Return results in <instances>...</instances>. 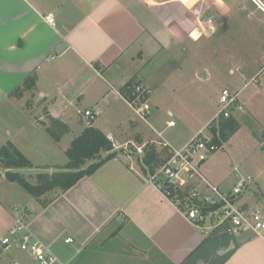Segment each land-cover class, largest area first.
Segmentation results:
<instances>
[{
    "label": "crops",
    "instance_id": "1",
    "mask_svg": "<svg viewBox=\"0 0 264 264\" xmlns=\"http://www.w3.org/2000/svg\"><path fill=\"white\" fill-rule=\"evenodd\" d=\"M176 1L0 0V103L28 96L25 110L39 101V95L44 100V112L68 127L64 114L46 105L48 98L54 106L68 103L86 106L80 111L85 126L86 109L95 111L98 119L101 107L112 106L116 97L129 106L123 89L137 81L152 90L154 79L160 77L159 71L167 68L171 55L175 57L181 50H188V39L194 41L191 32L198 25L192 18V11L196 2ZM239 1L243 2L242 10L248 19L260 14L264 24V12L251 0L232 1L231 7L226 3V13L223 12L226 19L235 4L240 10ZM50 13L54 15L52 24L45 18ZM198 22L203 25L202 18ZM261 41L264 49V37ZM249 57L251 62L264 63V57ZM257 70L243 69L239 76L242 84L231 89L238 93L243 108L232 112L240 127L224 144L237 142L244 147H248V143L251 146L255 138L249 134L252 131L256 134V131L246 125L250 122L252 125L253 121L258 123L261 157L250 162L243 172L255 178L248 196L256 198L264 211V78L251 80ZM32 74L37 76L35 90L22 97L13 96V91ZM160 83L159 86L165 85L163 80ZM148 105L151 119L150 98ZM30 115L38 129L49 135L44 115ZM95 120L93 125L113 136ZM150 125L149 122L137 125L131 137L124 141L113 137L122 143L153 142L159 147H163L165 140L172 143L164 137L168 125L160 131L151 125L160 140L150 132ZM4 132L10 137L5 143L13 142L31 160L32 147L23 136L25 130L22 136L8 127ZM191 137L173 146H183ZM50 138V143L54 142L48 144V148L37 144L35 149L39 153L53 149L55 154L59 141ZM131 160L128 154L118 153L67 191L50 194L52 201L34 217L28 208L19 216L0 200V237L16 218L24 217L29 231L53 252L60 253L67 264H184L208 235H203L146 180L140 166H131ZM50 166V170L56 171ZM235 170L239 171L240 166ZM207 177L223 190H230L236 183L224 187L227 175ZM63 230L70 232L66 238H73V242H66V239L61 242ZM231 241L235 246L223 264H264V236L241 232ZM9 258L8 264H11L13 255ZM196 264L209 263L199 259Z\"/></svg>",
    "mask_w": 264,
    "mask_h": 264
},
{
    "label": "rangeland",
    "instance_id": "2",
    "mask_svg": "<svg viewBox=\"0 0 264 264\" xmlns=\"http://www.w3.org/2000/svg\"><path fill=\"white\" fill-rule=\"evenodd\" d=\"M173 1L177 2L176 0ZM192 1L187 0L186 2L189 4ZM232 1L238 0H194L196 4L193 8L194 11H192V18L198 25L196 30L191 32L194 41L188 39L186 41L188 50L184 52L181 50L175 57L171 55L170 62L165 66L167 68L159 71L160 77L153 81L150 95L153 117L149 119V115L148 120L157 131L168 125L169 121H175V125L169 126L164 132V137L171 141L172 145L183 139L185 141L201 129H204L205 134L211 135L206 126L208 121L212 120L221 109L219 100L222 90L224 88L235 90L242 84L239 76L243 69L256 70L258 68L259 70L262 65L251 62L249 57L252 55L264 57V49L260 45L264 37L262 15L259 14V17L248 19L242 10L243 2L239 1L240 10L238 4H235L234 8L229 10L232 13L226 19L224 14L226 13V3L231 7ZM251 6L249 5V7ZM211 10H214V13ZM218 10L222 15L215 13ZM200 18L203 20V25L198 22ZM161 80L165 82L164 86H159ZM29 98L28 96L22 99L10 98L8 101L0 103V147L10 138L4 132L5 128L8 127L19 136H22L25 130L23 136L27 138V144L32 147L30 158L33 167L18 171L24 174L29 181L35 183L37 173L54 172L50 170V165L56 171L57 169L62 170L63 166L60 165L67 163L66 150L72 139L85 127V123L81 121L82 114L80 111L86 106H81L78 103L54 106L51 99L48 98L47 101L49 102L46 105L55 112L61 111L70 126L62 134L58 143V151L55 154L53 149L39 153L38 149H35L37 144L48 148V144H52L54 141L50 143V136L38 129L30 114L44 115L43 120H45L46 129L51 126V117L44 112V100L39 95L37 96L39 101H36L35 105L30 106L29 109L27 108L28 110H24L23 107L26 106ZM101 109L102 114L100 118L95 120V123H100L105 131L113 133L115 138L122 141L131 137L137 125H146V122L138 119L131 107L123 103L118 97L115 98L112 106H102ZM151 125L148 126L150 132L157 140H160L158 133L153 130ZM246 126H250L252 130L256 131L255 134L246 127L253 132L249 135L255 138L251 146L249 143L248 147H244L237 142L232 143V145L228 142L212 152L202 166L203 172L209 177L227 175L226 181L222 184L224 187L233 185L240 175L253 176L248 172H243V170L247 169L254 159L261 157L259 156L261 147L258 145V141L261 139L258 123L253 121L252 125L250 122ZM246 129L244 128V130ZM129 148L132 150L134 147L130 144ZM115 150L118 153H129V151H124V147ZM132 159L135 167L138 168V157L132 154ZM237 166H240V174H238L239 171L235 170ZM5 171L4 167L0 165V200L5 203L4 205L11 207L13 212L19 216L27 210L26 208L30 210L32 217L42 211L44 207L41 202L27 193L18 183L8 181L5 178ZM49 197L50 194L44 198ZM22 219L25 220L24 217ZM69 234L70 232L63 230L61 242H65L64 239ZM55 253L58 254L56 251ZM12 255L14 261L23 263L30 261V255L17 248L16 243H13L9 250L3 252L0 264H8L9 256ZM58 255L60 256V253Z\"/></svg>",
    "mask_w": 264,
    "mask_h": 264
},
{
    "label": "built area",
    "instance_id": "3",
    "mask_svg": "<svg viewBox=\"0 0 264 264\" xmlns=\"http://www.w3.org/2000/svg\"><path fill=\"white\" fill-rule=\"evenodd\" d=\"M264 12L262 0H251ZM49 23H54L52 13L45 16ZM264 78V63L252 77V81ZM151 89L137 83L130 87L129 95H124L135 116L149 122L148 101ZM221 109L207 124L211 133L212 122L220 115L228 117L234 110H241L238 93L230 88H224L220 95ZM87 125H92L97 113L92 109L84 111ZM175 121H169L168 126H174ZM113 142L114 149L124 147L128 156L132 154L142 158L147 144L120 142L112 135H107ZM134 148L131 150L129 146ZM170 150L166 160L155 170L146 175V180L153 184L162 195L175 205L203 235H209L215 230L221 233L239 234L252 232L256 236H264V211L252 195L248 196L251 186L255 183L253 176H240L230 190H223L204 174L202 166L212 152L220 147L213 142V135H207L204 129L194 134L183 146L175 147L168 141L162 142ZM137 159V160H138ZM134 161L131 160V166ZM73 242V238H66ZM13 243L30 255V261L23 263L13 261L11 264H67L46 244L29 231L28 224L22 218H16L7 231L0 237V260L5 250Z\"/></svg>",
    "mask_w": 264,
    "mask_h": 264
},
{
    "label": "trees",
    "instance_id": "4",
    "mask_svg": "<svg viewBox=\"0 0 264 264\" xmlns=\"http://www.w3.org/2000/svg\"><path fill=\"white\" fill-rule=\"evenodd\" d=\"M36 74L29 75L21 86L16 88L12 95L22 97L27 92H33L36 87ZM130 83L129 87L123 89V96L129 95L130 87L137 84ZM28 109L30 106L27 107ZM240 122L231 114L228 117L220 115L218 120L212 122L211 133L213 142L220 148L239 129ZM68 130V126L60 120L51 117V126L46 131L55 140L60 141L62 134ZM106 153V155H104ZM67 163L62 170L54 172H39L36 174V182L29 181L19 169L32 168V161L11 141L0 147V165L4 167L5 178L8 181L18 183L27 193L38 199L43 207H46L52 197L44 198L52 193H63L73 187L81 178L90 176L105 162L118 155L113 147V142L107 134L95 125H87L73 138L66 150ZM168 147H159L156 143H148L145 146V154L138 159L143 174L148 175L155 170L169 156ZM234 238L233 234L221 233L219 230L211 232L186 259L184 264H196L199 259L209 264H223L232 251L225 255L218 254L224 246H228Z\"/></svg>",
    "mask_w": 264,
    "mask_h": 264
},
{
    "label": "water",
    "instance_id": "5",
    "mask_svg": "<svg viewBox=\"0 0 264 264\" xmlns=\"http://www.w3.org/2000/svg\"><path fill=\"white\" fill-rule=\"evenodd\" d=\"M262 149H264V147H263ZM234 246H235L234 241H231L229 247H227L226 249H222V250H220L219 253H220V254L227 253V252L230 251Z\"/></svg>",
    "mask_w": 264,
    "mask_h": 264
}]
</instances>
